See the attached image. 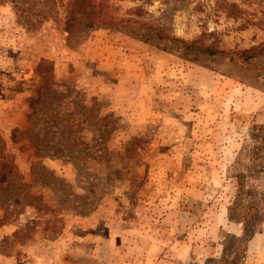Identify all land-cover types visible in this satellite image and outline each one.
<instances>
[{
	"label": "rangeland",
	"instance_id": "374dc122",
	"mask_svg": "<svg viewBox=\"0 0 264 264\" xmlns=\"http://www.w3.org/2000/svg\"><path fill=\"white\" fill-rule=\"evenodd\" d=\"M32 13L0 0V264H264V0ZM237 182L258 225L233 254Z\"/></svg>",
	"mask_w": 264,
	"mask_h": 264
},
{
	"label": "trees",
	"instance_id": "16d2710c",
	"mask_svg": "<svg viewBox=\"0 0 264 264\" xmlns=\"http://www.w3.org/2000/svg\"><path fill=\"white\" fill-rule=\"evenodd\" d=\"M8 2L15 10L18 12L19 16L21 17H29L37 16L40 12L32 13V10L35 8V5L40 2V0H5ZM42 1V0H41ZM48 1V0H47ZM51 2H60L61 0H49ZM45 3V2H43ZM224 10L232 14L234 11V7L231 5H227L224 7ZM236 15V12L235 14ZM29 18H26L25 21L30 23V26H33L34 23L38 22V20L29 21ZM46 16H40L41 20H45ZM180 55H183L184 57H187L186 55L190 52H193V58L192 60L196 59L197 55H205L208 57L215 56L220 54V50L218 49L216 41H210L205 46H196L194 43H183L181 47L176 48ZM254 49H250L243 52L242 60L248 61L249 59H252L255 57V54H253L251 51ZM241 55V54H240ZM260 129V128H259ZM257 129V131L259 130ZM254 137H257V146L264 150V136H258L255 135ZM12 159L11 156L5 153L0 152V184L1 185H7L9 184L10 177L15 176V171L12 166ZM244 187L241 186L240 183L237 182L236 184V195L232 202L231 207L227 209V216L228 219L232 222H235L236 224H240L242 226V233L244 234V239H237L233 238V241H235L236 248L233 254H236L243 248V243L255 232V227L258 225L257 223V207L248 204V202H245L241 199L242 193H244ZM237 256H229L226 258H223L222 256L214 261V264H236L238 261Z\"/></svg>",
	"mask_w": 264,
	"mask_h": 264
}]
</instances>
